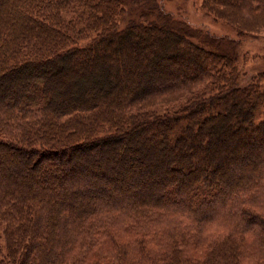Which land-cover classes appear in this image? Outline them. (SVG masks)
I'll list each match as a JSON object with an SVG mask.
<instances>
[{
  "label": "trees",
  "instance_id": "1",
  "mask_svg": "<svg viewBox=\"0 0 264 264\" xmlns=\"http://www.w3.org/2000/svg\"><path fill=\"white\" fill-rule=\"evenodd\" d=\"M123 1H0V264H264V71ZM202 8L264 28V0Z\"/></svg>",
  "mask_w": 264,
  "mask_h": 264
},
{
  "label": "rangeland",
  "instance_id": "2",
  "mask_svg": "<svg viewBox=\"0 0 264 264\" xmlns=\"http://www.w3.org/2000/svg\"><path fill=\"white\" fill-rule=\"evenodd\" d=\"M202 1L203 0H156L164 12L171 14L174 19L188 24L193 30L199 31L200 35L199 37L197 36L199 41L206 40L208 42H218L216 43L218 47L224 49L227 53L235 55L238 68L241 72L240 83L244 86L249 81L251 76L260 71H264V28L261 27V24L256 23V28H254L256 33L239 34L235 25L222 19H217L214 15L207 13L202 8ZM123 5L125 15L120 19V25H124L130 20H137L140 18V12L143 11L142 4L132 0H124ZM0 8H2V6H0ZM237 14L238 13H234V16ZM245 21L247 23H253L258 20L255 19L254 21ZM194 41L198 42L197 39ZM177 66L179 67V70H181L182 68H185L187 64L185 65V63L181 62L178 63ZM90 74V72H86L84 75L89 76ZM74 80L75 78H73V76H69L67 79H64V83L62 84L63 88L61 89L66 91L64 88L65 86L71 90L74 86L72 83ZM87 86L88 85H85V87ZM77 91L84 92V88ZM174 107L176 106L159 105L152 110H155L156 113H165L167 109L171 111ZM145 147L146 145L142 141L134 155L129 156L130 159L126 162L124 167H135L137 165L135 164L137 162L136 159L140 160L141 157L146 155L144 150ZM222 154L223 152H219V156H222ZM13 158L15 159L17 156L14 155ZM207 158L208 156L206 155L205 157L203 156L201 160L205 162L207 161ZM237 159L239 160L238 162L245 161V156L239 155L237 156ZM121 162L122 161H120L119 157L116 156L113 164L116 167L119 164L122 165L123 163ZM95 164L96 166L101 165V162L97 160ZM30 170V165H26V171ZM137 172H139V169L131 171L130 175H137ZM112 177L113 179H116V176Z\"/></svg>",
  "mask_w": 264,
  "mask_h": 264
}]
</instances>
